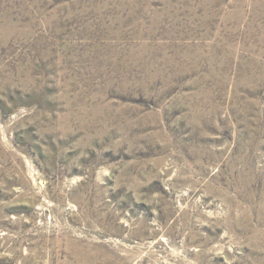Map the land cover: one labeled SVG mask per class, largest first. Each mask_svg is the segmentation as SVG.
Masks as SVG:
<instances>
[{
    "label": "rangeland",
    "instance_id": "rangeland-1",
    "mask_svg": "<svg viewBox=\"0 0 264 264\" xmlns=\"http://www.w3.org/2000/svg\"><path fill=\"white\" fill-rule=\"evenodd\" d=\"M0 264H264V0H0Z\"/></svg>",
    "mask_w": 264,
    "mask_h": 264
}]
</instances>
